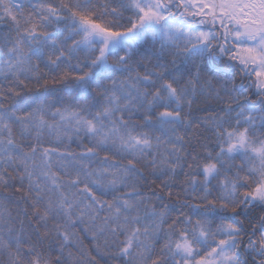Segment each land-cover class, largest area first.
Wrapping results in <instances>:
<instances>
[{"label": "snow or ice", "instance_id": "obj_1", "mask_svg": "<svg viewBox=\"0 0 264 264\" xmlns=\"http://www.w3.org/2000/svg\"><path fill=\"white\" fill-rule=\"evenodd\" d=\"M0 264H264V0H0Z\"/></svg>", "mask_w": 264, "mask_h": 264}]
</instances>
